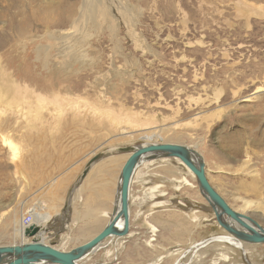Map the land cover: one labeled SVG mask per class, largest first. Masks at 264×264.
Segmentation results:
<instances>
[{
  "label": "rangeland",
  "instance_id": "obj_1",
  "mask_svg": "<svg viewBox=\"0 0 264 264\" xmlns=\"http://www.w3.org/2000/svg\"><path fill=\"white\" fill-rule=\"evenodd\" d=\"M38 6H55L56 15L46 12L48 23L22 24L17 33L18 12L29 16ZM4 37L13 39L0 47V77L7 78H0V101L26 113L0 118L7 122L4 137L0 132V246L21 243L14 224L34 207L53 218L68 213L73 221L52 225L45 243L68 251L89 241L93 232L78 236L86 227L78 214L91 203L84 187L108 180L98 167L88 168L91 160L110 148L144 144L191 146L204 158L211 187L264 228V112L255 111L264 109V91L260 101L241 103L255 85L264 87V0H0ZM11 70L19 82H6ZM159 126L167 132L141 135ZM3 138L17 149L18 166ZM238 144L239 155L228 148ZM153 168L131 193L142 196L160 185L166 195L144 198L141 210L149 217L133 218L136 238H109L80 264H264V245L236 241L217 225L196 180L195 188L176 190L171 179L190 177L174 160ZM119 169L110 177V210ZM247 169L256 172L243 174ZM56 187L60 194L48 197ZM79 195L81 202L74 200ZM156 200L166 204L150 208ZM48 204L59 208L48 210ZM136 210L132 204L130 215ZM194 212L203 219L191 221ZM169 214L180 216L178 228L165 230ZM147 223L160 232L151 246Z\"/></svg>",
  "mask_w": 264,
  "mask_h": 264
},
{
  "label": "bare ground",
  "instance_id": "obj_2",
  "mask_svg": "<svg viewBox=\"0 0 264 264\" xmlns=\"http://www.w3.org/2000/svg\"><path fill=\"white\" fill-rule=\"evenodd\" d=\"M50 9H48V7H42V6H38L37 7V10L36 11H33L31 14H29V16H27L26 15V13H23V12H21V11H19L18 12V15L22 18V20H20V24L15 28L16 29V32L17 33H19V32H21L22 31V24H28L29 26L30 25H33V24H36V23H43L44 25H45V23H48V20H50V19H52V17H50V18H48V15H46L45 16V14H46V12H48V13H50V14H53V13H55V15H56V7L55 6H51V7H49ZM241 12H244L245 14L246 13H248V10L247 11H241ZM239 13H240V11H237V13L236 14H238L239 15ZM253 14L254 13V10L253 11H249V13L248 14ZM59 20H60V22H64L65 21V19H66V15H63L61 18L59 17L58 18ZM22 22V23H21ZM43 25V26H44ZM57 27V25H51V26H49V28H52V29H54V28H56ZM12 39H13V37H4V39L2 40H0V47H2V48H6L11 42H12ZM250 72V71H249ZM245 74V73H244ZM6 76L8 77V80L6 81V82H19V78H17L16 77V75L14 74V72L11 70V72H9V73H7L6 74ZM252 76V75H251ZM1 79H3V80H5V79H7V78H3V76H1L0 77ZM0 79V80H1ZM253 79H255V78H253ZM218 81V80H217ZM244 82V81H243ZM237 83V82H236ZM254 83V82H253ZM233 84V83H232ZM238 84V83H237ZM242 84V83H241ZM245 84V83H244ZM233 86V85H232ZM242 86V85H241ZM253 86V85H252ZM233 87H235V86H233ZM243 87V86H242ZM254 89V88H253ZM236 91V90H235ZM264 91V87L263 86H257V85H255V89H254V92L252 93V94H250V95H248V96H245V97H243L242 99H243V101H241V103H244L245 105H243V107H245V106H247L246 104H248V103H251V102H253V101H256V102H258V101H260L261 100V98H262V96L261 95H259L261 92H263ZM233 92V91H232ZM231 93V92H230ZM238 94V92H235L234 93V95H237ZM230 95V94H229ZM244 95V94H243ZM242 96V95H241ZM240 96V97H241ZM237 97V96H236ZM233 99H234V97H233ZM240 103V104H241ZM16 104V105H15ZM232 104H234V103H232ZM250 105V104H249ZM256 106V105H255ZM255 106H253L252 108H254ZM259 107V106H258ZM218 108V107H217ZM256 109V108H255ZM254 109V110H255ZM223 110V109H222ZM258 114H259V112H264V109H263V106L261 107V108H258V109H256L255 110ZM32 112V111H31ZM37 112V111H36ZM215 112H216V110H215ZM25 109H24V106H22V105H19V104H17V103H11V102H8V103H4V102H1L0 101V118H2L4 115H16V116H18V117H21L22 115H24L25 116ZM35 113V112H34ZM39 113V112H38ZM33 114V113H32ZM257 114V115H258ZM7 115L5 116V117H7ZM13 115V116H14ZM29 115V114H28ZM34 115V114H33ZM36 115V114H35ZM40 115V114H39ZM216 115V113H211V114H208V116H207V118H212L213 116H215ZM30 116H31V114H30ZM11 117V116H10ZM37 117V116H36ZM257 118V117H256ZM255 119V118H254ZM16 120V119H15ZM8 121H10V120H8ZM255 121V120H254ZM5 123H7L6 122V120L4 121V120H0V132H1V136H3L4 135V132H2L3 131V129H7L6 127V124ZM33 126H35V125H33ZM115 126V125H114ZM167 127V126H166ZM166 127L164 126H159L158 128H152L151 130H148V131H145V132H143L141 135H148V134H151V133H153V132H158V133H164V132H167V130H166ZM148 129V128H147ZM200 129V128H199ZM146 130V129H145ZM193 130V129H192ZM5 131V130H4ZM139 131V130H138ZM169 133H170V137L175 141V142H179L180 140H181V135L180 134H176L174 131H168ZM6 133V132H5ZM4 137V136H3ZM196 139H198V138H196ZM169 140H170V138H169ZM3 142L4 143H6V144H8V146H10L11 148H12V155H11V158L15 161L16 160V166H18V163L20 162H18L17 160L19 159V157H17V149L15 148V146L12 144V142L11 141H9L7 138H3ZM166 144H168V143H166ZM144 145H148V144H144ZM144 145H142V146H144ZM175 145H177V144H175ZM204 145V144H203ZM181 146H184V145H181ZM226 146V145H225ZM229 146V145H228ZM185 147H187L190 151H192V153H193V157H194V160L195 161H197V160H199V161H201L202 163H203V165H204V174H205V177L207 176L206 175V172H205V161H204V158H203V156L200 154V153H198L196 150H194V149H192L191 148V146H189V145H185ZM201 147V146H200ZM227 147V146H226ZM229 148V150H231L232 151V153H235V154H237V155H239L240 153H242V148H241V146L238 144V145H235V146H229L228 147ZM120 149H121V152L123 153H128V154H126L125 155V158L124 159H122V157H121V155H119L118 153H116V152H119L120 151ZM122 149H124V148H110L109 150H106V151H104V152H102V153H100V155H98L96 158H94L93 160H91V163L89 164V166H88V168H90V167H98V169H99V176H100V178L102 177V176H104L105 178H108V180H105L106 182H103V184H104V188H103V192H104V194L107 196V195H109V197L111 196V194H110V192H111V188H112V186H111V179H110V177L113 175V173L115 172V170L117 169V167H119L120 166V169H119V171H118V173L120 172V170H121V168H122V166L124 165V163H125V161L127 160V158L130 156V154H131V151H130V149L129 150H127V151H123ZM119 150V151H118ZM118 154V155H117ZM123 156V155H122ZM37 157V156H36ZM36 157H35V159H36ZM39 159H40V157H38ZM87 159V158H86ZM20 160V159H19ZM123 160V163L120 165V163H121V161ZM169 160H174L175 162H176V164L180 167V168H182L187 174H188V176L190 177V179H188L187 177H185V176H183V177H180L179 179H171V181H175V183H178L177 185H175V188H176V190H178V189H180L181 187H187V188H189V189H193V188H195V186L193 185V184H191V180H196V178H195V176H194V174L180 161V160H178V159H162V160H156V161H153V160H145V159H143V160H141L140 161V164L137 166V168L134 170V172H133V174H132V177H131V179H130V183H129V187H128V225H129V229H128V233H127V235L126 236H124V237H121V238H117V239H122V240H124L125 242H129V240L132 238L133 239V237H135L134 235H136V233L134 232L133 233V231L131 230V222L133 221V218H137V219H143V220H145L146 218H147V220H148V217H147V213L146 212H144V211H142L141 210V205H142V203L144 202V198L145 197H150L151 199L152 198H154V199H156V197H158V198H160V197H163V196H165L166 195V193H165V191H163V190H160V185H152V186H149V187H147L146 188V190L144 191V192H142L143 193V195L142 196H133V194L131 193V188H132V185L133 184H135V183H137V182H141V177H143V176H147V175H151L152 173H150V171H152L154 168V166L155 165H157L158 163H162V162H165V161H169ZM226 160V159H225ZM224 160V161H225ZM35 161V160H34ZM224 163V162H223ZM88 168L85 170V172H86V174H85V177L84 178H86V176H88L87 175V173H88ZM225 170L224 168H222L221 167V165H219L218 164V169L217 170ZM248 170V169H247ZM251 171V170H250ZM92 172V171H91ZM97 172V173H98ZM222 172V171H221ZM252 172H256V171H251V172H249V170H248V172L247 173H243V174H249V173H252ZM90 173V172H89ZM88 173V174H89ZM102 175V176H101ZM157 175V174H156ZM107 176V177H106ZM83 178V179H84ZM206 179H207V177H206ZM90 180V179H89ZM94 180V179H93ZM36 181V180H35ZM86 181V180H85ZM96 181V180H95ZM89 182V181H88ZM119 182V181H118ZM118 182H117V184H118ZM54 182L52 181L50 184H53ZM100 183V182H99ZM92 184H94V183H92ZM96 184V183H95ZM94 184V185H95ZM100 184H102V182L100 183ZM99 184V186H101ZM139 184V183H138ZM97 185H98V183H97ZM56 186V185H55ZM142 186V185H141ZM77 187V186H76ZM111 187V188H110ZM174 187V186H173ZM80 188V187H79ZM85 189H84V191L86 192V193H88L89 195H88V198H87V200H92V197H93V199L95 198V196H96V193H95V187H93V185H91V184H87V185H85V187H84ZM97 189V188H96ZM75 190V189H74ZM83 191V190H82ZM79 192V191H78ZM78 192H77V194H78ZM79 194H81V193H79ZM93 195V196H92ZM53 196L54 195H51V198H53ZM49 197V196H48ZM73 197H75V194H74V196ZM97 197V196H96ZM116 197V196H115ZM205 200H206V198L204 197V196H202ZM55 198H56V196H55ZM72 200H73V198H71V201H69L70 202V205H72ZM74 200H77V201H79V202H81V197H80V195L79 196H77L76 197V199L74 198ZM73 200V201H74ZM84 200V199H83ZM49 201H51V203H53L52 202V200H49ZM76 201V202H77ZM106 201V200H105ZM115 201V200H114ZM207 201V200H206ZM84 202V201H83ZM74 203V202H73ZM86 203H88V202H86ZM89 203H90V201H89ZM208 203V202H207ZM46 204V203H45ZM78 204V203H77ZM91 204V203H90ZM100 204V203H99ZM107 204V203H106ZM132 204H135L136 205V208H137V210H136V212L134 213V215L133 216H131L130 215V207H131V205ZM166 204V202L165 201H161V200H156V202H154V203H152L151 205H150V208H152V209H157V208H159V207H161L162 205H165ZM246 204H248L247 202H246ZM83 205V204H82ZM44 206V205H43ZM46 206V205H45ZM54 204H48L46 207H47V209L48 210H55V208H54ZM57 206V205H56ZM92 206V205H91ZM106 206V205H105ZM116 207V208H118V202H116V203H114L113 204V207ZM58 207V206H57ZM56 207V208H57ZM85 207V206H84ZM83 207V208H84ZM91 208V207H90ZM38 209H40L39 207H34V208H32L31 209V211L30 210H28L31 214H32V217L39 223V224H42L43 226L41 227V229H42V231H43V233L42 234H40V239H41V241L45 244V245H49V246H51L52 248H54V249H58V250H60V251H63V249L61 250L60 249V247L58 248L57 246H55V245H52V243L50 244L49 242H47V243H45V240H46V236H49V231H47V227L45 228V226L46 225H48V222H50V219H51V213L49 212V211H47L46 213H40L39 211H38ZM71 209V208H70ZM86 209L88 210L89 209V205L87 204V206H86ZM84 210V211H87V210ZM100 210V209H99ZM233 210V209H232ZM234 211V210H233ZM70 212V211H69ZM78 212V211H77ZM88 212V211H87ZM110 212H112V209L110 210V209H102V211H101V213H102V215L104 216V217H106L107 218V220L106 221H108L109 219H110V215H111V213ZM236 212V211H235ZM27 212H25L24 214H23V216L26 214ZM85 213V212H84ZM91 213V212H90ZM197 212H194V213H192V215H191V218H190V220L191 221H193L194 223H195V221H197V222H199V221H201L202 219H203V217H199L198 215H195ZM237 213V212H236ZM72 214V213H71ZM81 214V213H80ZM80 214H78V215H80ZM5 215V214H4ZM67 215V214H66ZM240 215H242V214H240ZM23 216H21L19 219H18V221L14 224V228H13V235L16 237V238H19L20 236L22 237L21 238V243H26V242H29L30 241V239H26L24 236H23V230H24V228L22 227V218H23ZM71 216V215H70ZM76 216V215H75ZM83 216V213L80 215V217H82ZM151 216V215H150ZM243 216H246V215H243ZM87 217V216H86ZM91 217V216H90ZM178 217H180V216H177V215H172V214H169V215H167V218H166V220H167V226L168 227H165V230H169V229H171V228H178L179 226H180V223H181V219H179ZM247 217V216H246ZM83 218V217H82ZM82 218H80V219H82ZM249 218V217H248ZM65 219V218H64ZM71 219V218H70ZM89 219V218H88ZM214 219H215V217H214ZM224 219V221H226V222H228V223H230V225H231V222H230V220H227L225 217L223 218ZM73 220H74V217H73ZM205 220V219H204ZM61 221V220H60ZM68 221H70V220H68ZM75 221H77V219H75L74 220V222ZM80 221V220H79ZM81 221H83V220H81ZM57 222V221H56ZM62 222V221H61ZM71 222H73V221H70L69 223H71ZM88 222V221H87ZM185 221H184V219H182V223L184 224V225H186L185 223H184ZM215 222H216V220H215ZM217 223V222H216ZM33 224V222L30 224V225H32ZM83 224H84V222H83ZM87 224V223H86ZM86 224H84V225H86ZM122 224V220L120 219L119 221H118V223H117V225L118 226H120ZM29 225V226H30ZM45 225V226H44ZM74 225V224H73ZM147 225L149 226L148 228H147V234H148V241H147V245L149 246L151 243H152V239H153V237H156V235H157V233H160L159 232V230H158V226L157 225H149L148 223H147ZM218 225V224H217ZM233 225H235L234 227H236V228H238V230L239 231H244L243 229H241V228H239L236 224H233ZM28 226V227H29ZM49 226V225H48ZM94 225H92V222H88V224L86 225V227L84 228V229H80V230H78L80 233L78 234V236L79 237H83L84 235H86V233L87 232H90V230H91V228L93 227ZM260 228H262L263 230H264V228L263 227H261L260 225H258ZM64 227V226H63ZM63 227H62V229H59V230H64L63 229ZM194 227V226H193ZM65 228V227H64ZM254 228V227H253ZM46 229V230H45ZM254 229H256V228H254ZM65 230H67V229H65ZM185 230H186V233H187V231L188 230H190V228H186L185 227ZM256 231H258L257 229H256ZM101 232V231H100ZM99 232V233H100ZM98 233V234H99ZM50 234H52V233H50ZM139 234V233H138ZM71 236V235H70ZM79 237H76V238H79ZM95 237V236H94ZM93 237V238H94ZM228 237H230V238H233V237H231V236H228ZM67 238V237H66ZM69 238V237H68ZM136 238V237H135ZM107 239H109V238H107ZM107 239H105V240H107ZM234 239V238H233ZM75 240V239H74ZM91 240V239H90ZM89 240V241H90ZM104 240V241H105ZM234 240H236V239H234ZM103 241V242H104ZM236 241H238V240H236ZM64 242V241H63ZM88 242V241H87ZM87 242H84V243H87ZM102 242V243H103ZM239 242H241V241H239ZM21 243H18V244H13V245H20ZM67 243V242H66ZM83 243V244H84ZM102 243H100L88 256H90L91 254H93L94 252H96L97 250H98V248H100V246H101V244ZM124 243V242H123ZM242 243H244V242H242ZM64 244V243H63ZM244 244H247V243H244ZM103 245V244H102ZM249 245V244H248ZM250 245H264V244H250ZM151 246V245H150ZM78 247V246H77ZM105 251V250H104ZM107 255V254H106ZM127 255V254H126ZM88 256H86L84 259H83V261L88 257ZM125 256V255H124ZM162 257V256H161ZM160 257V258H161ZM89 258V257H88ZM162 259V258H161ZM161 259H159V261L161 260ZM158 261V262H159ZM81 262V261H80ZM80 262H78L77 264H80ZM156 263H157V261H156ZM211 263V262H210ZM224 263V262H223ZM41 264H45V263H41ZM82 264V263H81ZM148 264H152V263H148Z\"/></svg>",
  "mask_w": 264,
  "mask_h": 264
},
{
  "label": "water",
  "instance_id": "obj_3",
  "mask_svg": "<svg viewBox=\"0 0 264 264\" xmlns=\"http://www.w3.org/2000/svg\"><path fill=\"white\" fill-rule=\"evenodd\" d=\"M121 150V149H120ZM127 151L129 149H122ZM131 154L122 166L114 203L118 208L112 209L106 226L87 243L68 251H60L45 245L40 234L43 233L37 225H30L23 230V236L29 242L20 245L0 246V264H77L88 256L100 243L107 238H121L127 235L128 225V187L134 170L145 160L178 159L195 176L199 192L210 205L219 227L234 239L247 244H264V230L252 219L233 211L222 197L211 187L204 174V165L194 160L193 153L187 147L175 144H148L130 149ZM86 172L83 173V177ZM230 220V223L223 218ZM122 220L120 226L117 225ZM236 224L244 231L234 227ZM256 228L258 231H256Z\"/></svg>",
  "mask_w": 264,
  "mask_h": 264
},
{
  "label": "crops",
  "instance_id": "obj_4",
  "mask_svg": "<svg viewBox=\"0 0 264 264\" xmlns=\"http://www.w3.org/2000/svg\"><path fill=\"white\" fill-rule=\"evenodd\" d=\"M91 184V183H90ZM105 184V183H104ZM104 184H103V182H102V184H100L101 186L100 187H96L95 188V193H96V196H95V198L93 199V197H92V200H91V204H89V209H88V212H85V213H83V218L82 217H80V215H78L79 216V219H78V221L80 220H83L82 222H84V224H88V222H92V225H94L92 228H91V230H90V232H93L94 233V235L90 238V239H92L94 236H96L105 226H106V224H107V222L108 221H106L107 220V218L106 217H104L103 215H102V213H101V211H102V209H109V207H110V205H109V195H105L104 194V192H103V188H104ZM53 188V187H52ZM51 188V189H52ZM51 189H49V190H51ZM59 189H61L60 187L58 188V187H56L55 189H52L51 191H49L50 193H49V195L48 196H50V195H55V194H60L59 193ZM93 196V195H92ZM106 200V201H105ZM100 203V204H99ZM107 203V204H106ZM92 205V206H91ZM106 205V206H105ZM56 206V205H55ZM55 206H54V208H55ZM58 206V205H57ZM69 207H70V204L68 205ZM91 207V208H90ZM57 208H59V206L57 207ZM100 209V210H99ZM91 212V213H90ZM87 216V217H86ZM91 216V217H90ZM33 218V217H32ZM65 218V219H64ZM80 218H82V219H80ZM89 218V219H88ZM60 220L62 221L61 223H60ZM67 220H70V215H68V213H67V215L65 214V215H61V214H55V216H54V218H53V216L51 217V219H50V222H48V225H44L45 226V228L47 227V230L48 229H52V227H55V224H56V226H63V223L64 222H67ZM57 221V222H56ZM88 221V222H87ZM33 224L34 225H37L40 229H41V227L43 226L42 224H39L34 218H33ZM60 223V224H59ZM86 224V225H87ZM53 225V226H52ZM52 226V227H51ZM56 229V228H55ZM46 230V229H45ZM44 231V230H43ZM89 239V240H90ZM80 245H82V244H80ZM80 245H78V246H80Z\"/></svg>",
  "mask_w": 264,
  "mask_h": 264
},
{
  "label": "built area",
  "instance_id": "obj_5",
  "mask_svg": "<svg viewBox=\"0 0 264 264\" xmlns=\"http://www.w3.org/2000/svg\"><path fill=\"white\" fill-rule=\"evenodd\" d=\"M33 221L32 214L27 211V213L22 218V227L25 229L27 228Z\"/></svg>",
  "mask_w": 264,
  "mask_h": 264
}]
</instances>
